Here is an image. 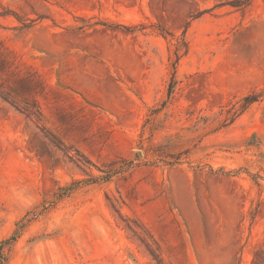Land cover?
<instances>
[{
  "label": "rangeland",
  "instance_id": "obj_1",
  "mask_svg": "<svg viewBox=\"0 0 264 264\" xmlns=\"http://www.w3.org/2000/svg\"><path fill=\"white\" fill-rule=\"evenodd\" d=\"M262 88L264 0H0V264H264Z\"/></svg>",
  "mask_w": 264,
  "mask_h": 264
},
{
  "label": "trees",
  "instance_id": "obj_2",
  "mask_svg": "<svg viewBox=\"0 0 264 264\" xmlns=\"http://www.w3.org/2000/svg\"><path fill=\"white\" fill-rule=\"evenodd\" d=\"M249 1V0H246ZM5 98V97H3ZM260 98H264V88L260 89L259 91H253L250 94H247L242 98V101L239 105L240 110H244L248 107L251 103L259 100ZM27 114H32V112H28Z\"/></svg>",
  "mask_w": 264,
  "mask_h": 264
}]
</instances>
